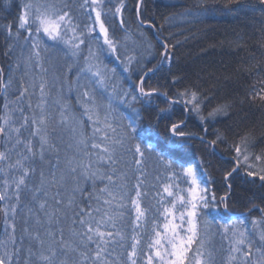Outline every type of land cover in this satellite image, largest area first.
Wrapping results in <instances>:
<instances>
[{"label":"snow or ice","instance_id":"snow-or-ice-1","mask_svg":"<svg viewBox=\"0 0 264 264\" xmlns=\"http://www.w3.org/2000/svg\"><path fill=\"white\" fill-rule=\"evenodd\" d=\"M220 4L195 0L187 12ZM231 5L239 6L229 7L237 13L256 7L250 0H224L223 6ZM258 6L264 17V0ZM142 7L144 0H137L139 26L155 28L141 18ZM19 8L16 30L2 26L8 42L7 64L0 65V264H264V221L249 226L247 217L233 219L214 232L208 219L218 204L227 209L228 181L239 175L241 161L247 177L264 182V168L252 170L248 163L264 160L250 152L254 134L229 145L236 167L226 172L228 192L217 201L216 191L198 176L199 166L181 163L190 156L191 133L172 123L162 151L149 142L138 111H121L138 100L151 104L158 93L145 90L144 77L173 60L164 42L154 68L141 66L126 48L121 60V42L106 20L118 19L124 28L126 0H82L78 9L72 0H22ZM61 46L70 61L63 65L52 59ZM105 54L120 60L125 72L137 66V94L118 92L116 69L104 64ZM176 97L161 111L179 102L201 113L196 90L177 91ZM257 100L264 105V88L250 96ZM232 107L219 104L200 119L228 116ZM199 139L213 149L227 143L219 133Z\"/></svg>","mask_w":264,"mask_h":264},{"label":"trees","instance_id":"trees-1","mask_svg":"<svg viewBox=\"0 0 264 264\" xmlns=\"http://www.w3.org/2000/svg\"><path fill=\"white\" fill-rule=\"evenodd\" d=\"M21 2L22 0H11L10 4H6V0H0V65L7 64L3 53L8 41L2 26L12 24L13 31L16 30ZM72 2L78 9L82 0ZM250 2L256 6L254 10L248 9L241 13L229 11V7L235 9L239 6L225 7L224 0H221L220 5L213 6L208 12L193 9L189 15L187 10L193 7L195 0H144L141 18L155 24L157 34L153 28L139 26L135 12L137 0H126L124 28H121L118 19L106 20L110 34L121 42L122 46L118 49L121 60L125 57L126 48L128 55H135L142 61L141 66L154 68L163 51L161 42L170 46L172 64L163 67L150 79H144L146 91L156 89L166 95H154L151 104L138 100L131 103V108L121 105V111L126 114L132 109L138 111L142 126L151 133L149 142L162 151L170 136L168 129L171 124H181L184 131L192 134L190 156L181 163L185 167L199 166L202 182L208 181L218 198L228 192L225 187L226 172L236 167L233 162L235 153L229 145L237 143L246 133H253L256 147L250 149V152L264 156V105L259 100L250 102L254 91L258 92L264 88V17L260 15L258 0ZM196 16L200 19H195ZM79 18L86 21V16L82 13ZM140 32L145 34L144 38L139 35ZM50 43L52 44L51 41ZM148 44L152 45L151 49L147 47ZM173 45L175 47H171ZM52 59L56 63V54ZM102 59L108 68L116 69L118 92L124 90L132 94L138 93L136 86L142 73L136 65H133L131 72H125L123 64L115 56L105 54ZM65 63L61 60L60 65ZM7 71L5 67V72ZM177 78L179 82L174 83ZM186 88L198 92L202 109L200 114L192 111L190 105L186 107L183 103L172 104L170 111H161L168 109V98L177 99L176 92ZM73 100L72 105L78 108L77 102ZM226 102L233 105L228 116H217L215 119L203 121L200 119L201 115L207 117V113L214 107ZM217 133L224 136L227 143H218L216 150L193 136L200 135L213 140ZM248 163L254 166L252 170L264 168V160L256 161L250 158ZM248 170L241 161L239 175L234 174V179L229 178L228 182L232 184V188L227 201L229 210L246 214L232 217L224 211L222 204L225 217L221 219L247 217L249 222L254 219L264 221V212L260 211L264 209V182H260L258 178L254 180L247 177ZM176 182L181 188L187 187L182 179L178 178ZM211 215L208 217L212 221L211 225L219 227L215 223L218 218Z\"/></svg>","mask_w":264,"mask_h":264},{"label":"rangeland","instance_id":"rangeland-1","mask_svg":"<svg viewBox=\"0 0 264 264\" xmlns=\"http://www.w3.org/2000/svg\"><path fill=\"white\" fill-rule=\"evenodd\" d=\"M49 44H51L50 43V41H47ZM124 48H122V50H123ZM56 63L57 64H60V62H61V60H64L65 62H67L66 60H65V58H64V52H63V48H62V46L60 47V48H58L57 49V51H56ZM76 100L74 99L73 100V102H75ZM74 107V106H73ZM168 109H169V107H168ZM198 176L200 177V175H199V170H198ZM179 179H182L183 180V178L182 177H178ZM212 190H213V188H211ZM214 191V190H213ZM217 201H219V198L217 197ZM212 215L211 216H213V217H215V218H218V220H217V222H215L217 225H224V224H227V223H229L231 220L230 219H228V217H226L225 219H221V218H224L225 217V215H224V213H223V211H222V204L221 205H219L218 204V208L216 209V210H214V213L212 212L211 213ZM243 219V218H242ZM246 224H248L249 226H251V222H249L248 220H246ZM211 227H212V230L214 231V232H216V230H217V228H218V226H215V225H211ZM214 243L217 245V247H219V245H220V243H221V240H220V237H219V233L217 232V234H216V236H215V238H214Z\"/></svg>","mask_w":264,"mask_h":264},{"label":"water","instance_id":"water-1","mask_svg":"<svg viewBox=\"0 0 264 264\" xmlns=\"http://www.w3.org/2000/svg\"><path fill=\"white\" fill-rule=\"evenodd\" d=\"M154 32L157 34V30H156V28H154ZM157 37H159L158 35H157ZM145 78V77H144ZM157 93H159V92H157ZM159 94H161V95H165V94H163V93H159ZM169 100H171L170 98H168ZM179 103V102H178ZM182 104V103H181ZM194 137H203V136H200V135H193ZM204 138V140L205 141H210L209 139H207V138H205V137H203ZM216 150V149H215ZM228 213H230L232 216H234V217H236V216H241V215H243L244 213H235V212H232V211H230V210H228V209H225Z\"/></svg>","mask_w":264,"mask_h":264},{"label":"bare ground","instance_id":"bare-ground-1","mask_svg":"<svg viewBox=\"0 0 264 264\" xmlns=\"http://www.w3.org/2000/svg\"><path fill=\"white\" fill-rule=\"evenodd\" d=\"M215 149H216V147H215Z\"/></svg>","mask_w":264,"mask_h":264}]
</instances>
